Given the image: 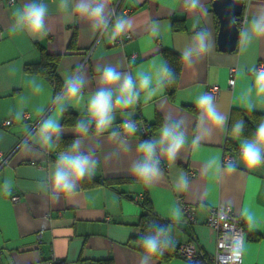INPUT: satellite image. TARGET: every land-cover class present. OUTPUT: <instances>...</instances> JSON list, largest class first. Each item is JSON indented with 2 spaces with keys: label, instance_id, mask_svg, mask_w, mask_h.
Returning <instances> with one entry per match:
<instances>
[{
  "label": "crops",
  "instance_id": "crops-1",
  "mask_svg": "<svg viewBox=\"0 0 264 264\" xmlns=\"http://www.w3.org/2000/svg\"><path fill=\"white\" fill-rule=\"evenodd\" d=\"M214 1L110 0L112 22L122 17L130 27L115 42H109L104 30L93 33L77 14L68 16L59 11L58 0H37L49 8L46 35L12 34L15 13L27 0H0V264H33L53 256L66 264L109 257L115 264H141L144 255L132 237L138 233L136 223L142 212L138 201L143 194L149 196L156 216L169 221L172 245L195 240L209 256L216 243V232L206 223L209 212L214 207L230 208L244 223L242 264H264V163L247 168L236 153L234 171L226 167L217 171L216 164L205 170L210 161L226 165V142L241 145L252 136L233 137L230 133L235 123L251 121L258 126L264 122V92L258 91L254 72L264 64V37L242 35L250 21L264 12V0H244L242 12L235 17L239 36L231 51L218 44L220 20ZM153 27L157 36L151 35ZM199 32L206 34L208 51L201 56L194 54L187 63L182 52L192 46ZM164 51L181 58L172 83L163 88L150 86L151 93L141 92L136 105L115 112L113 124L104 131L86 132L77 127L89 121L87 100L100 87L97 66L102 71L111 65L134 79L141 73L155 78L161 64L167 65ZM43 52L60 55L57 72L64 84L77 66H83L87 81L83 99L66 101L62 111L57 100L63 89L54 96L46 79L24 69L26 64L39 61ZM231 68L233 87L228 85ZM213 85L219 86L216 93L210 90ZM205 93L213 96L219 112L227 117L223 128H213L210 133L196 107V100ZM66 110L75 112L77 124L63 121ZM25 113L29 114L27 119ZM49 117L57 120L61 132L58 139L54 135L42 146L38 129ZM8 119L11 123L4 126ZM128 119L149 124L150 134L128 135L122 128ZM178 119L186 133L184 147L174 161L161 157V178L145 184L129 172L139 156L138 145L158 138L166 120ZM93 126L90 122L88 128ZM195 137L201 138L198 147L191 144ZM69 140L79 141L81 149L97 161L91 178L132 180L85 189L79 182L72 195L53 199L48 177L58 155L68 150ZM181 176L186 178L187 187L178 189ZM14 194L19 200H11ZM184 205L194 221L186 218ZM250 234L261 237L249 239ZM173 260L172 264H187L181 258ZM149 264L158 263L150 258Z\"/></svg>",
  "mask_w": 264,
  "mask_h": 264
},
{
  "label": "clouds",
  "instance_id": "clouds-1",
  "mask_svg": "<svg viewBox=\"0 0 264 264\" xmlns=\"http://www.w3.org/2000/svg\"><path fill=\"white\" fill-rule=\"evenodd\" d=\"M110 0H58L57 8L62 13L71 16L77 14L84 19L93 33L104 30L108 33L109 42L115 40L126 32L130 27L127 20L116 17L114 23L113 10L108 5ZM48 5L37 0H27L20 10L15 13L14 23L10 28L12 34L24 32L33 38L47 34L46 16L48 15ZM159 33L155 27L151 29V35L157 36ZM249 37H264V12L254 17L248 29L242 33ZM206 34L196 33L192 40V46L182 52L183 61L189 63L195 54L201 56L208 51L205 43ZM99 73L97 83L100 87L87 100L88 122H80L77 127L87 131L90 122L95 123L97 131H104L111 127L114 120V113L123 111L136 105L140 98V93L148 91L151 93L152 87L163 88L173 81L171 69L164 64L158 68L155 78L148 74H139L138 79H134L128 73H122L116 67L106 65L103 70L97 66ZM255 83L259 86L258 91L264 92V69L254 70ZM87 81L84 75L83 66H77L71 75L66 78L63 86V94L58 97L57 104L62 111L65 102L73 99H83L82 92ZM196 107L200 112L199 119L207 124L209 133L213 128H223L227 117L222 115L211 94L205 93L196 100ZM252 107V105H249ZM122 127L128 135H134L139 129L132 120H124ZM244 122L239 121L232 126L231 135L239 137L243 134ZM61 132V126L57 120L52 118L44 119L38 129L41 145H46L55 135L57 139ZM200 137L193 138L191 144L198 147ZM186 143V133L183 130L182 121L169 122L166 120L158 134V138L142 141L137 148L139 154L129 166V172L142 180L145 184H152L158 181L161 176L160 159L163 157L167 161H174L178 152ZM159 149V152L157 151ZM125 150L127 144L125 143ZM240 163L247 168H254L264 163V122H261L254 130L251 137L245 138L240 145ZM97 161L93 156L81 149L80 142L75 141L69 146L66 152L58 155L48 177L49 190L53 199H59L61 195L67 197L72 195L85 177L91 178L95 170ZM216 164L217 171L221 167H226L230 171L235 170V164L229 162L221 166L216 161H210L205 165V170ZM187 187V180L181 176L177 183V188ZM139 243L143 249L144 256L141 264H149V259L157 254L162 255L171 246V238L168 236V229L158 225H149L145 234L139 237Z\"/></svg>",
  "mask_w": 264,
  "mask_h": 264
},
{
  "label": "trees",
  "instance_id": "trees-1",
  "mask_svg": "<svg viewBox=\"0 0 264 264\" xmlns=\"http://www.w3.org/2000/svg\"><path fill=\"white\" fill-rule=\"evenodd\" d=\"M164 55L167 59V67H169L173 73V80L177 77L179 73V66H181V58L170 53L164 51ZM59 54H50L48 52H43L41 55V59L34 63H28L25 65V71L40 74L44 79H46L52 88L54 89V96H58V94L62 91L64 83L61 77L58 75L57 67L59 64ZM67 125L77 124L78 117L75 112L71 110H66L64 114V120ZM256 125L252 124L251 121H246L244 124V131L243 134H253L254 130L256 129ZM96 130V127L87 128L86 132H93ZM73 144L72 140H69V145ZM240 148V145L234 142H226L225 145V152L230 153L231 155H235ZM132 178H123V177H116V178H106V179H98V178H89V179H82L80 181V187L85 189L88 187L96 186V185H106V186H114L122 181H131ZM140 206L142 207V212L139 216L138 222L136 226L138 228L137 235L132 237V240L136 243V249L144 255L143 249L139 243V237L145 234L146 229L149 225H158L161 228H168L169 221L164 220L156 216L153 212V207L150 201V198L147 194H143L142 199L139 201ZM233 212V211H232ZM244 225V223H243ZM261 234H250L248 235L249 239L258 240L260 239ZM198 248V253L196 256L192 258H187L180 254L179 251V244L172 245L164 251L162 255H155L150 258H153L157 261L158 264L162 262H168L175 258H181L187 262V264H212V261L208 255V253L199 246V244L194 240ZM45 260V259H44ZM47 260V259H46ZM83 259H79L80 262L78 264H115L113 258H106V259H96L90 260L88 262L82 261ZM53 264H66L65 261L60 260L58 263Z\"/></svg>",
  "mask_w": 264,
  "mask_h": 264
},
{
  "label": "built area",
  "instance_id": "built-area-1",
  "mask_svg": "<svg viewBox=\"0 0 264 264\" xmlns=\"http://www.w3.org/2000/svg\"><path fill=\"white\" fill-rule=\"evenodd\" d=\"M13 1V0H11ZM129 37V34L126 35V38ZM121 41V40H120ZM264 69V64H259L256 68ZM234 69H230V77L228 79L229 87H233L235 83V79L232 76ZM219 89V86L213 85L210 90L213 93H216ZM25 118L29 117L28 113L24 114ZM137 128L139 129L137 132L140 134L148 135L151 132V128L149 124L142 121H135ZM11 123V120H5L2 124L8 125ZM123 124V122H122ZM123 128V127H122ZM124 129V128H123ZM237 153H240V148ZM233 156L228 152H225L223 155V163L227 164L233 161ZM12 201L19 200V195L14 194L11 197ZM139 200V199H138ZM184 212L186 213V218L190 220V222L194 221L193 214L188 206L184 205ZM207 225L211 226L216 232V243L215 250L209 256L212 264H242L243 260V246L245 243V230L243 225V220L237 216L230 208L228 207H214L208 215ZM40 240L41 233L37 235ZM180 254L187 258H192L197 255L198 248L195 242H185L179 244ZM60 260L56 257H51L50 259L39 261L33 264H53L58 263Z\"/></svg>",
  "mask_w": 264,
  "mask_h": 264
},
{
  "label": "water",
  "instance_id": "water-1",
  "mask_svg": "<svg viewBox=\"0 0 264 264\" xmlns=\"http://www.w3.org/2000/svg\"><path fill=\"white\" fill-rule=\"evenodd\" d=\"M244 0H215L214 9L219 16L218 44L224 50H233L239 36L236 16L242 12Z\"/></svg>",
  "mask_w": 264,
  "mask_h": 264
},
{
  "label": "rangeland",
  "instance_id": "rangeland-1",
  "mask_svg": "<svg viewBox=\"0 0 264 264\" xmlns=\"http://www.w3.org/2000/svg\"><path fill=\"white\" fill-rule=\"evenodd\" d=\"M176 260H178V259H176ZM176 260L168 261L167 264H172V263L175 262ZM178 261H180V260H178ZM180 262L183 263L182 261H180Z\"/></svg>",
  "mask_w": 264,
  "mask_h": 264
}]
</instances>
